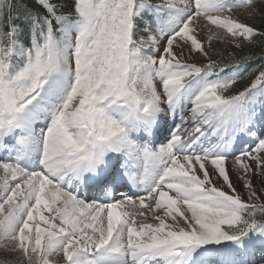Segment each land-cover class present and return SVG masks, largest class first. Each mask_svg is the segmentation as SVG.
<instances>
[{"label":"snow or ice","instance_id":"6c2138e0","mask_svg":"<svg viewBox=\"0 0 264 264\" xmlns=\"http://www.w3.org/2000/svg\"><path fill=\"white\" fill-rule=\"evenodd\" d=\"M234 9L264 18L0 0V264H264V19Z\"/></svg>","mask_w":264,"mask_h":264},{"label":"trees","instance_id":"16d2710c","mask_svg":"<svg viewBox=\"0 0 264 264\" xmlns=\"http://www.w3.org/2000/svg\"><path fill=\"white\" fill-rule=\"evenodd\" d=\"M262 18L260 15H257L255 18L253 19H248L246 15H244V21L246 23H249V24H255L257 26H260L261 23H262ZM206 47H207V44H206ZM213 47L215 49H219V50H223L225 45L218 42V41H213ZM192 60L193 61H196V62H199L202 60V57H199V56H196V54L193 55L192 57ZM259 67V64L258 63H253L248 69L247 71L245 72L244 74V77L242 79H239L237 81V83L235 84V86L231 89L230 93L229 94H235L236 92L238 91H241L244 89V87H246L249 83H250V80L252 78H254V73L256 72V70L258 69Z\"/></svg>","mask_w":264,"mask_h":264},{"label":"rangeland","instance_id":"374dc122","mask_svg":"<svg viewBox=\"0 0 264 264\" xmlns=\"http://www.w3.org/2000/svg\"><path fill=\"white\" fill-rule=\"evenodd\" d=\"M233 15L236 16V17H238L240 20L244 21V15H246V14H245L244 10H242V9H234V11H233ZM199 39H201V41L205 42V46H206L207 31H202V32H200V34H199ZM193 55H194V54H193ZM195 62H196V61H195ZM185 115H187V110L185 111ZM176 122L179 123V116H177V120H176ZM160 139H161V140H160L159 142H157V145H156L157 147L159 146V143L166 142L164 136H162ZM230 167H231V162H229V168H230ZM142 170H143V169L141 168V171H142ZM254 183H255L256 187L259 189V183L256 182V181H254ZM236 189H237L238 192H241V193H243V191H244L243 188L241 187V185H240L239 183H236ZM90 197H91V196L88 195V199H89V200H91ZM91 198H92V197H91ZM45 214H46V213H45ZM57 223H58V221H57ZM155 223H156V222H155Z\"/></svg>","mask_w":264,"mask_h":264},{"label":"bare ground","instance_id":"6f19581e","mask_svg":"<svg viewBox=\"0 0 264 264\" xmlns=\"http://www.w3.org/2000/svg\"><path fill=\"white\" fill-rule=\"evenodd\" d=\"M165 136H167V133H165ZM120 189H121V188H120ZM129 194H137V195H139V194H143V193H139V192H137L135 189H132V190L130 191ZM170 194H171V193H170ZM118 195H119V194H118ZM89 196L93 197L92 195H89ZM83 197H84V194L81 195V198H83ZM116 198H117V199H120L121 197H120V196H117ZM129 211H133V210L130 209ZM45 215H48V214L46 213ZM136 218H137V223H138V224H139V223H155V222H156V221L153 220V219H147V220L140 219L139 216H137Z\"/></svg>","mask_w":264,"mask_h":264}]
</instances>
